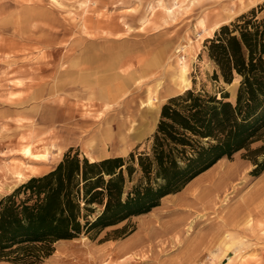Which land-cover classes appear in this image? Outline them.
Masks as SVG:
<instances>
[{
	"label": "rangeland",
	"instance_id": "obj_1",
	"mask_svg": "<svg viewBox=\"0 0 264 264\" xmlns=\"http://www.w3.org/2000/svg\"><path fill=\"white\" fill-rule=\"evenodd\" d=\"M252 8L264 16V0H0V198L68 150L89 160L132 153L126 194L170 97L230 87L235 100L239 77L213 79L205 40ZM26 146L45 157H26ZM252 158L263 157L242 149L220 158L196 198L169 207L160 199L146 213L59 240L36 264H264V170L255 173ZM93 206L90 218L102 209Z\"/></svg>",
	"mask_w": 264,
	"mask_h": 264
},
{
	"label": "trees",
	"instance_id": "obj_2",
	"mask_svg": "<svg viewBox=\"0 0 264 264\" xmlns=\"http://www.w3.org/2000/svg\"><path fill=\"white\" fill-rule=\"evenodd\" d=\"M205 42L215 64L213 79L229 84L239 77L235 100L223 89L219 96L189 88L170 97L161 107L150 152L137 157L138 183L126 194V176L135 171L132 153L128 161H92L65 152L51 170L0 198V262L40 263L55 242L146 213L242 149L262 155L261 161L252 159L255 173L264 170V16L252 8ZM256 141L261 144L250 149ZM93 205L102 209L90 218Z\"/></svg>",
	"mask_w": 264,
	"mask_h": 264
},
{
	"label": "bare ground",
	"instance_id": "obj_3",
	"mask_svg": "<svg viewBox=\"0 0 264 264\" xmlns=\"http://www.w3.org/2000/svg\"><path fill=\"white\" fill-rule=\"evenodd\" d=\"M179 59H178V63H179V83H178V85L179 86H181L182 88H187V86H188V80H187V78H186V66H184V64L182 65V62H183V60H184V57L183 56H181V57H178ZM178 73V72H177ZM109 97H111V98H115V94H112V95H110L109 94ZM100 98V97H99ZM100 99H102V98H100ZM23 154L26 156V157H29V158H31V159H33V160H36V159H39V158H41V157H45L44 155H39V154H37V153H35L33 150H32V148H30L29 146H26V147H24V150H23ZM44 154V153H43ZM46 154H48V152L46 151ZM221 159H219L217 162H219ZM93 161V160H92ZM217 162L213 165V166H211L210 168H213L216 164H217ZM209 168V169H210ZM209 169H207L206 171H204V172H202L201 174H199L198 176H196L195 178H193L191 181H189V183L187 184V189L181 194V195H179V196H177V197H175V198H173V199H166L168 196H170V195H167V196H165V197H163L162 198V200H164L165 199V201H164V203H163V205H165V206H171L172 205V203H175L176 201H178V202H180V201H186V200H191V199H194V198H196V195H197V192H198V189L200 188V187H202L203 186V181H204V178H205V176L206 175H204V174H206V172H208V170ZM216 169V168H215ZM214 169V170H215ZM214 170H212L211 169V171H214ZM229 175V174H228ZM232 176V175H231ZM16 177V180L17 181H22V179L24 178L23 176H22V174H20V173H18V175H16L15 176ZM208 178V177H207ZM206 178V179H207ZM222 178V177H221ZM225 178V177H224ZM227 178V177H226ZM228 179V178H227ZM226 179V180H227ZM230 179V178H229ZM221 181H222V179H220ZM219 180V181H220ZM225 181V180H224ZM226 182V181H225ZM224 182L222 181V184H223ZM218 183H216V185H217ZM226 184V183H225ZM209 189V188H208ZM222 189V188H221ZM215 191L217 190V188L216 189H214ZM198 196V195H197ZM152 221V220H151ZM153 223V222H152ZM175 224L176 225H179L180 223L179 222H175Z\"/></svg>",
	"mask_w": 264,
	"mask_h": 264
},
{
	"label": "water",
	"instance_id": "obj_4",
	"mask_svg": "<svg viewBox=\"0 0 264 264\" xmlns=\"http://www.w3.org/2000/svg\"><path fill=\"white\" fill-rule=\"evenodd\" d=\"M227 92H228V93H231L230 87L227 89Z\"/></svg>",
	"mask_w": 264,
	"mask_h": 264
},
{
	"label": "crops",
	"instance_id": "obj_5",
	"mask_svg": "<svg viewBox=\"0 0 264 264\" xmlns=\"http://www.w3.org/2000/svg\"><path fill=\"white\" fill-rule=\"evenodd\" d=\"M43 173V172H42Z\"/></svg>",
	"mask_w": 264,
	"mask_h": 264
}]
</instances>
